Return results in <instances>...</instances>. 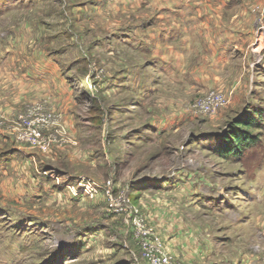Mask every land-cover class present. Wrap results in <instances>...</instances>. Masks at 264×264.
Listing matches in <instances>:
<instances>
[{
	"label": "rangeland",
	"instance_id": "rangeland-1",
	"mask_svg": "<svg viewBox=\"0 0 264 264\" xmlns=\"http://www.w3.org/2000/svg\"><path fill=\"white\" fill-rule=\"evenodd\" d=\"M144 1L0 0V264H264L263 6Z\"/></svg>",
	"mask_w": 264,
	"mask_h": 264
},
{
	"label": "crops",
	"instance_id": "crops-1",
	"mask_svg": "<svg viewBox=\"0 0 264 264\" xmlns=\"http://www.w3.org/2000/svg\"><path fill=\"white\" fill-rule=\"evenodd\" d=\"M167 1V2H166ZM223 1V4H224V1L225 0H222ZM226 1H229V3L230 2H232V1H234V0H226ZM144 2H146L148 5H150V4H154V3H152V2H154V0H145ZM256 3H259V4H262V8L264 9V0H256L255 1ZM155 3H158V5H163L162 6V10L164 9L166 12L167 11H169L170 12V10H172V13H175L176 11H177V6H178V2L177 1H175V0H156V2ZM182 4V3H181ZM160 9V10H161ZM204 14H199V15H197V17L196 18H194V16H192V17H190V18H192L197 24H198V27H201V29L200 28H198L200 31L199 32H201L202 33V30H203V26L205 27V29H204V33H205V35H207L208 36V38H213L212 40V43L211 44H209L208 45V47L206 48V51H208L210 54H211V56L209 57L210 58V61L212 60V62H215V63H218L217 64V67H219V61H221L223 58H225V60H226V58H228L229 56H230V54L232 53V52H229V54H228V46H229V49H230V47L232 46L231 44H233V47H232V49H237L238 47H237V37H234V39L235 40H231V38L228 36L229 34H228V30L226 31L227 32V34L226 33H219V32H213L212 33V31H209V29H210V26L208 25L209 23H208V21H210L211 22V20H213L214 18L216 19V20H218L216 17H217V15H215L213 12H211L209 9H207V8H205L204 9V12H203ZM168 14H170V13H168ZM193 15V14H192ZM215 19H214V21H215ZM197 25H194V27L195 28H197L196 27ZM218 26H216V28H217ZM197 29V30H198ZM173 30V29H172ZM232 31L234 30V28L233 29H231ZM171 30H168L167 31V34H168V32H170ZM174 31V30H173ZM214 34V35H213ZM239 35V34H238ZM207 36H206V39H207ZM251 36V35H250ZM188 37V36H187ZM226 37H228L229 39L228 40H226V39H224V38H226ZM252 37V36H251ZM226 42V43H225ZM186 43H188V45L190 44V47L188 46V45H183V49L184 50H186V48H188V49H191V41L190 40H188ZM174 47V46H173ZM170 48V47H169ZM259 48V49H258ZM176 48H174L173 50L172 49H169L168 51H170V52H172V53H174V54H177L176 53V50H175ZM261 49H262V52H261ZM155 50V49H154ZM255 52L256 53H259L258 54V56L260 57V60L258 59V60H255V62H254V65H256L257 64V61H259V62H261V63H259L258 62V64H257V66L258 65H260V66H262L261 67V69L263 68L264 69V45H262V44H258L256 47H255ZM261 52V53H260ZM262 54V55H261ZM260 69V70H261Z\"/></svg>",
	"mask_w": 264,
	"mask_h": 264
},
{
	"label": "trees",
	"instance_id": "trees-1",
	"mask_svg": "<svg viewBox=\"0 0 264 264\" xmlns=\"http://www.w3.org/2000/svg\"><path fill=\"white\" fill-rule=\"evenodd\" d=\"M260 113L262 114L261 116ZM237 119V120H236ZM230 123V133L223 136V140L217 145V153L223 157L236 158L240 161L245 153V149L250 148L258 143L257 136H253L248 132L251 128H259L257 125L264 124V114L261 110L255 116L250 117L249 120L244 118H236ZM260 126V127H261Z\"/></svg>",
	"mask_w": 264,
	"mask_h": 264
},
{
	"label": "built area",
	"instance_id": "built-area-1",
	"mask_svg": "<svg viewBox=\"0 0 264 264\" xmlns=\"http://www.w3.org/2000/svg\"><path fill=\"white\" fill-rule=\"evenodd\" d=\"M210 97L215 98V100H212L210 103H207V100H205L202 104L200 103V109H202L201 111H203V113H211L215 108H217L219 105L222 104L223 101H221L220 99H218V97H216V94H214V92H210ZM197 108L196 106H193V108ZM196 110V109H195ZM195 110H191V113H194L193 111ZM147 245L146 242L143 243V246L145 247ZM153 264H167V260H165L164 258H157V259H153Z\"/></svg>",
	"mask_w": 264,
	"mask_h": 264
},
{
	"label": "bare ground",
	"instance_id": "bare-ground-1",
	"mask_svg": "<svg viewBox=\"0 0 264 264\" xmlns=\"http://www.w3.org/2000/svg\"><path fill=\"white\" fill-rule=\"evenodd\" d=\"M150 32V31H149ZM138 33V32H137ZM125 59V58H124Z\"/></svg>",
	"mask_w": 264,
	"mask_h": 264
}]
</instances>
